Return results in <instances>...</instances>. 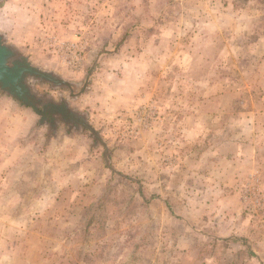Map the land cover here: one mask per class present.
<instances>
[{
    "label": "rangeland",
    "instance_id": "rangeland-1",
    "mask_svg": "<svg viewBox=\"0 0 264 264\" xmlns=\"http://www.w3.org/2000/svg\"><path fill=\"white\" fill-rule=\"evenodd\" d=\"M0 21L35 66L90 75L74 99L35 89L96 136L33 120L61 132L55 157L83 154L104 201L63 220L2 199L0 264H264V0H0Z\"/></svg>",
    "mask_w": 264,
    "mask_h": 264
},
{
    "label": "crops",
    "instance_id": "crops-1",
    "mask_svg": "<svg viewBox=\"0 0 264 264\" xmlns=\"http://www.w3.org/2000/svg\"><path fill=\"white\" fill-rule=\"evenodd\" d=\"M4 25L0 21V30L6 33L8 43L18 47L21 39ZM34 115L30 107L0 93V201L20 202L23 194L27 195L25 200L37 203L39 207L45 206L46 213L48 209L51 210L52 204L60 203L62 211L55 216L50 215L51 219H83L80 213L83 210L82 198L88 197L87 204L96 205L101 200V184L92 176V172L84 171V168L74 164L82 157L81 152V156L80 153L72 154L69 159L53 155V151L58 149L55 147L59 140L57 135H61V132L50 133L54 137L49 133L38 136L40 130L33 120ZM79 136L66 132L64 143L76 141V144ZM78 143L82 141L78 140ZM22 188H28V191L22 193ZM79 192L84 195L80 193L79 196ZM5 217L7 215L0 216ZM86 228L75 227L71 233L84 234L91 231V228Z\"/></svg>",
    "mask_w": 264,
    "mask_h": 264
},
{
    "label": "water",
    "instance_id": "water-1",
    "mask_svg": "<svg viewBox=\"0 0 264 264\" xmlns=\"http://www.w3.org/2000/svg\"><path fill=\"white\" fill-rule=\"evenodd\" d=\"M6 35L0 32V93L11 96L20 101L24 106L30 107L39 117V126H56L54 116L59 114L64 121L76 122L84 129H87L97 135L84 115L76 109L70 108L69 100H62L55 103L51 99L40 95L35 86L49 84L53 90L66 88L70 92V98L74 99L85 89V84L90 81V75L87 76L82 85L65 81L62 77L53 71L44 70L35 66L28 56L18 54L16 49L6 43ZM76 88L77 91L74 92ZM66 113V115H65ZM79 125H77L79 127ZM56 133V129L53 130ZM108 148L105 147V158L107 159Z\"/></svg>",
    "mask_w": 264,
    "mask_h": 264
},
{
    "label": "trees",
    "instance_id": "trees-1",
    "mask_svg": "<svg viewBox=\"0 0 264 264\" xmlns=\"http://www.w3.org/2000/svg\"><path fill=\"white\" fill-rule=\"evenodd\" d=\"M104 201L103 199H101V201H98V204H102ZM95 209H98V207L96 205H93L92 207H90V210H95ZM93 216H94V213L92 212L91 215L89 216V224H91V220L93 219ZM88 221L86 222V225H87Z\"/></svg>",
    "mask_w": 264,
    "mask_h": 264
},
{
    "label": "flooded vegetation",
    "instance_id": "flooded-vegetation-1",
    "mask_svg": "<svg viewBox=\"0 0 264 264\" xmlns=\"http://www.w3.org/2000/svg\"><path fill=\"white\" fill-rule=\"evenodd\" d=\"M65 115H66V113H65Z\"/></svg>",
    "mask_w": 264,
    "mask_h": 264
}]
</instances>
